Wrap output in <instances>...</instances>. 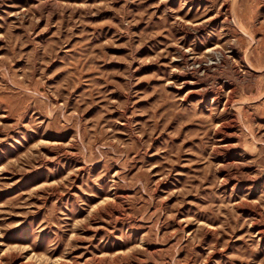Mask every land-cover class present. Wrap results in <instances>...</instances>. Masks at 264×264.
Returning <instances> with one entry per match:
<instances>
[{
  "label": "rangeland",
  "instance_id": "1",
  "mask_svg": "<svg viewBox=\"0 0 264 264\" xmlns=\"http://www.w3.org/2000/svg\"><path fill=\"white\" fill-rule=\"evenodd\" d=\"M0 264H264V0H0Z\"/></svg>",
  "mask_w": 264,
  "mask_h": 264
}]
</instances>
